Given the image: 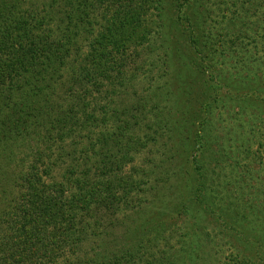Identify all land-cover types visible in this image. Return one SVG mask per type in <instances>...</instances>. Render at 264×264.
I'll return each instance as SVG.
<instances>
[{"label":"rangeland","instance_id":"obj_1","mask_svg":"<svg viewBox=\"0 0 264 264\" xmlns=\"http://www.w3.org/2000/svg\"><path fill=\"white\" fill-rule=\"evenodd\" d=\"M150 5L144 19L146 29L139 30L148 32L144 43L137 48L130 45L124 73L116 77V71L112 82L103 83L114 85L107 122H100L99 115L103 92L97 100L93 93L87 98L97 111V123L78 131L77 138L52 144L50 148L58 162L33 164L37 156L30 150L0 149V244L17 242L19 233L13 229L20 208L27 206L28 175L38 176L46 187L62 185L66 189V168L72 164L69 152L87 147L88 139L94 141L100 133L115 134L119 125L113 119L116 115L110 112L119 115L120 101L124 99L126 113L117 117L129 128L122 130L116 143L109 141L108 149L115 176L128 181L129 191L121 188L119 192L128 193L129 204L115 216L102 220L96 240L88 237L78 247L68 245L51 262L42 260L41 264H84L85 260L100 264L96 255L107 252L108 261L112 260V252L119 257L126 252L132 254L117 259L119 264H244L247 257L255 264H264L260 223L243 222L235 212L225 215L226 190H233L230 184L236 178L247 198L264 197V0H151ZM165 35L170 44L164 42ZM175 36L178 39L173 46ZM174 47L183 59H189L190 67H178L179 59L172 54ZM92 102H97L98 107ZM132 112L140 113L135 118L127 116ZM204 117L206 122L200 132ZM197 142L201 147L196 160L208 186L217 187L218 195L211 194L209 199L207 195L208 203H213L217 212L206 211L203 221L183 213L159 229L152 205L159 200L178 204V166L180 163V167H186L187 161L191 162ZM40 148L44 151L45 145ZM82 151L88 153L90 147ZM93 164L87 168L97 170ZM95 169L89 173L90 178L96 177ZM183 172L185 177L196 175L192 164ZM44 195L46 201L50 198L59 204L54 201L59 194L42 189ZM71 198L65 191L60 204ZM243 213L251 217L249 211ZM60 220L58 215L46 229L53 232L61 227ZM107 226L116 231L115 240H104V231L110 230ZM122 228L126 231H120ZM119 233L123 237L116 240ZM188 244L200 257L197 262L192 260ZM0 256L4 258L2 253ZM14 258L18 260V255Z\"/></svg>","mask_w":264,"mask_h":264},{"label":"trees","instance_id":"obj_2","mask_svg":"<svg viewBox=\"0 0 264 264\" xmlns=\"http://www.w3.org/2000/svg\"><path fill=\"white\" fill-rule=\"evenodd\" d=\"M150 1L0 0V149L30 150L37 156L33 164L40 161L47 165L58 162L59 158H54L51 151L52 144L60 145L66 138H77L78 131L97 123V111L91 108L87 98L93 93L97 95V100L103 92L101 98L104 100L99 106V115L100 122H107L106 115L112 104L109 98L114 94V85L103 83L112 82V75L116 71V77L124 73L129 62L126 52L130 45L137 48L144 43L148 32L139 30L146 29L144 19L150 11ZM190 1L183 0L184 3ZM177 39V36L172 39L173 46ZM164 42L170 44L166 35ZM172 54L175 60L179 59L178 67L183 65L180 69L190 67L189 59H183L175 47ZM98 79L101 80L99 84ZM92 103L98 107L97 102ZM125 105L122 99L120 114L110 112L116 115L113 119L119 125L115 129L117 137L116 133H100L96 140L88 139L87 147L78 152H69L72 164L66 168V189L62 185L46 187L41 178L28 175L25 180L29 185L27 206L20 208L13 229L19 233L17 242L12 245L0 244V253L4 255V258L0 256V264H41L42 260L51 262L59 250L68 245L78 247L88 237H92L91 241L96 240L102 220L115 216L129 204L128 193L119 192L121 188L129 191L128 181L115 176L108 149L109 141L116 143L122 130L129 128L127 123H120L117 117L126 113ZM139 113H127V116L132 114L130 118H135ZM201 120L200 132L206 122L205 117ZM198 142L193 147L195 152L191 162L187 161L186 167H180V163L178 166L179 182L175 187L178 204L170 205L159 200L152 205V211L156 213L154 223L159 229L165 222L183 213L190 219L203 221L206 211L217 212L213 209V203L209 204L207 200V195L208 199L211 194L218 195L215 192L217 187L208 186L207 178L196 160L195 154L201 147ZM43 145L45 153L40 148ZM71 146L74 145L71 143ZM179 146L177 141V152ZM184 146L187 150L189 143ZM89 147L88 153L82 151ZM90 163H95L97 170L95 167L87 168ZM190 164L194 165L196 175L185 177L183 171ZM80 167L85 168L78 172ZM93 168L97 175L90 178L89 173L93 172ZM235 181L230 184L233 190H226V217L235 212L243 222L256 220L264 234V197L247 198L237 178ZM42 189L59 194L54 198L59 204L53 203L50 198L46 201ZM65 191H69L72 198L60 204ZM236 195H240L239 198ZM101 210L102 213H99ZM245 210L251 213V217L243 213ZM58 215L61 217V227L49 232L46 229L48 224ZM107 228L110 230L104 231V240H115L113 234L116 231L109 226ZM119 236L116 240H121L123 234L119 233ZM187 247L192 260L197 262L200 257L195 254L194 248L189 244ZM15 254L18 260L14 258ZM107 255L97 254L96 258L99 257L100 264H119L117 259L120 261L132 254L126 252L125 256L119 257L112 252L111 261L106 260ZM245 260L244 264H255L248 257ZM84 264H88V261L85 260Z\"/></svg>","mask_w":264,"mask_h":264}]
</instances>
